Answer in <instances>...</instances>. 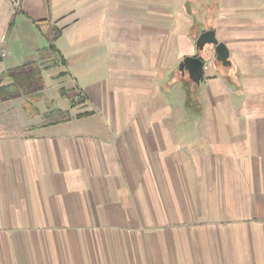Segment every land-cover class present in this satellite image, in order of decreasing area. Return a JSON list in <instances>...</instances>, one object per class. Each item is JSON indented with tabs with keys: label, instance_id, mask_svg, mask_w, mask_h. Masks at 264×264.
Segmentation results:
<instances>
[{
	"label": "crops",
	"instance_id": "1",
	"mask_svg": "<svg viewBox=\"0 0 264 264\" xmlns=\"http://www.w3.org/2000/svg\"><path fill=\"white\" fill-rule=\"evenodd\" d=\"M215 1L191 114L188 9L0 0V264H264V0Z\"/></svg>",
	"mask_w": 264,
	"mask_h": 264
},
{
	"label": "rangeland",
	"instance_id": "2",
	"mask_svg": "<svg viewBox=\"0 0 264 264\" xmlns=\"http://www.w3.org/2000/svg\"><path fill=\"white\" fill-rule=\"evenodd\" d=\"M170 3H173L171 9H177L179 12L187 9L191 11L190 13H193V20L191 25L188 26V30L190 33L198 38L200 37L199 32L201 29H207L212 30L213 25L215 23V18L217 12H219V9H217V6H219V2L215 0H169ZM184 7L182 8V6ZM217 5V6H215ZM186 8V9H185ZM188 12V11H187ZM186 12V13H187ZM185 14V12H184ZM205 30V31H208ZM214 30V29H213ZM214 46V45H213ZM215 47V46H214ZM196 48H197V42H196ZM206 48L204 50H199L197 48V54L200 53L202 56L203 60L205 61V66L208 68L214 67L215 66V61L214 57H211L210 54L206 53ZM204 55V56H203ZM179 65L177 66L176 63L174 67L170 70L168 78L165 79V86H167L166 89L171 91V89L178 85H182V90H184L186 94V108H188L189 113H194V112H199L200 108L198 107L199 104V88L196 86V82L190 80V78L186 77L185 75L183 76L182 72L179 71ZM207 69V68H206ZM205 69V70H206ZM27 89V88H26ZM32 93V92H31ZM169 93V92H168ZM10 94H15L14 92ZM170 97L172 93H169ZM28 108L32 110V112H38L39 110L30 107L29 103L26 104ZM14 109H0V117L1 119H4L3 122L0 120V132L4 130H10V128H14L16 124L14 122L7 123L6 119L8 120H14V113H12ZM44 110V108L42 109ZM3 116H6V119L3 118ZM65 115H59L56 113L53 118L51 119H58V118H63Z\"/></svg>",
	"mask_w": 264,
	"mask_h": 264
},
{
	"label": "water",
	"instance_id": "3",
	"mask_svg": "<svg viewBox=\"0 0 264 264\" xmlns=\"http://www.w3.org/2000/svg\"><path fill=\"white\" fill-rule=\"evenodd\" d=\"M216 30H208L203 32L197 41V48L199 50H204L207 45H214L217 53V59L222 61L224 65L230 64V50L228 46L218 41ZM205 61L203 60L200 53L196 56L186 57L180 64V71L185 74L189 71L191 78L198 84L204 76Z\"/></svg>",
	"mask_w": 264,
	"mask_h": 264
},
{
	"label": "trees",
	"instance_id": "4",
	"mask_svg": "<svg viewBox=\"0 0 264 264\" xmlns=\"http://www.w3.org/2000/svg\"><path fill=\"white\" fill-rule=\"evenodd\" d=\"M58 38V37H57ZM27 72L23 71L21 68L16 69L12 72V74L8 75V77H11L14 80V84L16 87L25 89V88H31L32 90H36L38 87L42 86V82H38V77L30 74H25ZM19 91L15 92L12 96L19 95Z\"/></svg>",
	"mask_w": 264,
	"mask_h": 264
},
{
	"label": "built area",
	"instance_id": "5",
	"mask_svg": "<svg viewBox=\"0 0 264 264\" xmlns=\"http://www.w3.org/2000/svg\"><path fill=\"white\" fill-rule=\"evenodd\" d=\"M205 68H207V66H205Z\"/></svg>",
	"mask_w": 264,
	"mask_h": 264
}]
</instances>
